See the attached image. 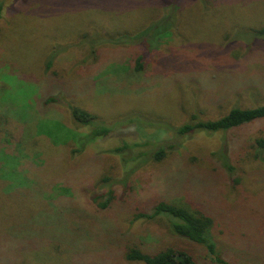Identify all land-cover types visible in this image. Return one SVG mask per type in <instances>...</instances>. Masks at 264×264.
Listing matches in <instances>:
<instances>
[{"label": "rangeland", "instance_id": "obj_1", "mask_svg": "<svg viewBox=\"0 0 264 264\" xmlns=\"http://www.w3.org/2000/svg\"><path fill=\"white\" fill-rule=\"evenodd\" d=\"M0 1V264H130L134 246L184 250L213 264L166 221L134 222L159 201L209 215L230 264H264V161L252 147L264 138V120L181 137L163 126L264 106V38L240 35L264 28V0L184 2L177 34L153 47L121 36L170 12L156 0ZM140 55L145 70L137 72ZM71 107L124 125L77 152L73 135L91 128L76 123ZM125 142L149 144L127 159L158 148L167 158L134 171L108 153ZM104 176L122 183L106 210L93 200L108 191Z\"/></svg>", "mask_w": 264, "mask_h": 264}, {"label": "trees", "instance_id": "obj_2", "mask_svg": "<svg viewBox=\"0 0 264 264\" xmlns=\"http://www.w3.org/2000/svg\"><path fill=\"white\" fill-rule=\"evenodd\" d=\"M155 1V0H154ZM158 1L159 8L163 10H170L169 13H165L161 18L150 23L146 27L138 30L135 35L125 34L121 36L123 41H127L133 45H143L153 47L155 43H161L166 39H171L180 27L175 25L176 15L182 10L181 7L184 2L196 3L199 2L203 7L205 4L208 6L211 3L209 0H156ZM192 7V6H191ZM3 16L2 1H0V19ZM175 20V21H174ZM241 37H248L249 40L255 38H264V28L253 29L250 33H245ZM151 41H157L152 43ZM155 44V45H156ZM154 45V46H155ZM143 55L137 58L135 71L141 72L145 70V62L143 61ZM52 62L48 66L51 69ZM71 113L78 125L81 127L91 128L88 134L76 138V144L80 145L77 152H82L89 143L96 140L106 139L114 131L115 127L124 125V123L117 122L116 126L110 127L106 125V122L100 121V118L94 114H91L81 108L71 107ZM197 117H194L196 120ZM264 120V106H260L253 109L232 108L225 116L214 121H197L183 124L179 127L170 126L164 124L166 128L173 131L177 136H189L196 132H206L209 134L222 133L227 134L236 129L246 127L255 122ZM154 126L161 127V122H154ZM59 135L61 131L65 130L63 125L59 123ZM69 133V131H68ZM58 135V137H59ZM60 139V138H59ZM58 140L55 141L57 143ZM149 144H129L124 143L122 146L109 150L108 153L121 156L124 163H135V170L141 169L150 162L162 163L167 158V152L164 148H158L155 152L138 153L127 159L125 157L126 152H132L135 149L148 147ZM253 150L256 154L253 155V159L264 161V138H257ZM221 158L224 161V167L229 171H235V168L229 163V157L227 150L223 146L219 152ZM123 185H126V180H122ZM100 186L107 185V192L101 195L94 196V203L98 208L102 210L109 209L116 199V192L114 186L122 184L121 181L115 180L110 176L101 177ZM145 220L146 222H158L166 221L169 231L176 237L184 239L187 242L198 245L205 249L206 258L213 264H230L217 248L215 242H213L211 233L214 228V220L207 214H204L200 210L193 209L191 206L182 202H157L151 209V211H139L134 215V222ZM125 259L130 264H203L194 255L184 250H176L174 248H165L158 250L156 253L148 254L137 246L130 248Z\"/></svg>", "mask_w": 264, "mask_h": 264}]
</instances>
